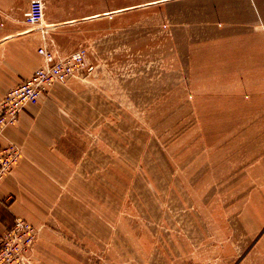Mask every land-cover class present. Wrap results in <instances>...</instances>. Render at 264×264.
Returning <instances> with one entry per match:
<instances>
[{
  "label": "rangeland",
  "instance_id": "rangeland-1",
  "mask_svg": "<svg viewBox=\"0 0 264 264\" xmlns=\"http://www.w3.org/2000/svg\"><path fill=\"white\" fill-rule=\"evenodd\" d=\"M44 6L40 45L86 52L32 107L50 148L30 154L20 201L46 264H264L245 180L264 158V99H250L264 85L218 68L264 49V4L258 21L245 0Z\"/></svg>",
  "mask_w": 264,
  "mask_h": 264
},
{
  "label": "crops",
  "instance_id": "crops-1",
  "mask_svg": "<svg viewBox=\"0 0 264 264\" xmlns=\"http://www.w3.org/2000/svg\"><path fill=\"white\" fill-rule=\"evenodd\" d=\"M20 1L0 0V101L8 89L28 78L42 64V59L37 54L41 42L39 35L23 23V14L27 9L28 0H22V4L19 6ZM245 1L248 10L252 12L251 18L258 21L261 13L257 7L264 4V0ZM250 6H253V11ZM240 33L247 34L246 32ZM228 34L237 35L239 32H229ZM226 45L230 44L226 43ZM251 48L253 47L250 46V55H242L241 60L236 61L233 65L218 67L219 74H221L219 76L234 77L233 80L225 79L224 82L249 84L252 88L258 84L264 85V49L253 50ZM51 89L40 101L49 96L52 92ZM251 92L254 95H251V100L264 99V88L251 90ZM35 106H27L20 113L16 125L7 127L0 135L2 143H14L20 147L23 153L17 165L0 182V237L12 227L15 218L20 217L28 221L24 218V210L20 201L24 191L23 183L25 180L27 181L24 177L23 167L29 165L30 154L36 149L45 151L50 148L43 143H35L37 139L46 138L44 135L39 136L38 131L35 130L34 122L43 118V112L40 113L38 107L32 108ZM49 137L51 138L50 133ZM246 176L245 180L255 185L247 197L251 202V215H255L251 219V229L254 230L251 235L254 237L251 249L254 254L256 251L257 260L264 261V158L254 162L250 167V173ZM259 201L261 202L260 206L258 205ZM41 241L43 240L37 239L35 243L33 264H46L44 259L47 255L42 250L45 243L43 244Z\"/></svg>",
  "mask_w": 264,
  "mask_h": 264
},
{
  "label": "built area",
  "instance_id": "built-area-1",
  "mask_svg": "<svg viewBox=\"0 0 264 264\" xmlns=\"http://www.w3.org/2000/svg\"><path fill=\"white\" fill-rule=\"evenodd\" d=\"M44 15V0H28L23 23L28 27L39 26ZM37 54L42 64L28 78L8 89L0 101V135L7 127L17 123L20 113L27 106L37 105L55 84L66 83L86 66L84 49L62 57L41 44ZM22 154L16 144L0 140V182L17 165ZM38 232L37 227L28 221L15 218L12 227L0 237V264H33Z\"/></svg>",
  "mask_w": 264,
  "mask_h": 264
}]
</instances>
